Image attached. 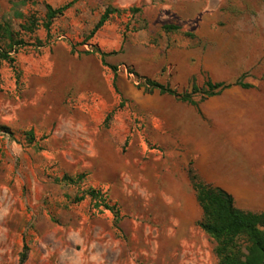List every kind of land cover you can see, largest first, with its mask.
<instances>
[{
	"label": "rangeland",
	"instance_id": "374dc122",
	"mask_svg": "<svg viewBox=\"0 0 264 264\" xmlns=\"http://www.w3.org/2000/svg\"><path fill=\"white\" fill-rule=\"evenodd\" d=\"M172 1L0 0V51L15 60L0 56V264H218L215 242L194 222L203 213L198 200L163 201L162 174L142 173L144 162L126 165L124 121L116 138L61 130L63 120L83 119L79 109L97 105L92 121L119 103L109 96L114 75L102 52L153 44L170 32L162 24L197 29L200 15L181 19ZM159 2L157 13L151 8ZM70 3L49 21L48 7ZM109 7L139 11L127 8L92 34ZM121 72L134 77L128 66ZM92 189L113 210L89 195L78 201ZM253 190L235 205L264 208V185Z\"/></svg>",
	"mask_w": 264,
	"mask_h": 264
},
{
	"label": "crops",
	"instance_id": "0c3cea01",
	"mask_svg": "<svg viewBox=\"0 0 264 264\" xmlns=\"http://www.w3.org/2000/svg\"><path fill=\"white\" fill-rule=\"evenodd\" d=\"M158 4L151 8L157 13L164 8ZM172 6L181 19L200 15L197 29L162 24L178 29L153 44L127 43L121 51L102 52L109 57L105 62L117 68L114 72L104 66L100 54L102 65L114 75L109 96H119V103L92 121L91 114L101 110L97 105L79 109L83 119H65L61 130L83 138L108 132L116 138L124 121V161L134 169L144 162L142 173L162 174L163 201L178 203L188 195L197 200L192 168L202 183L222 188L239 203L240 195L255 194L253 187L264 185V0H173ZM123 66L134 77L122 73ZM145 78L180 93L192 92L194 84L204 88L208 80L230 86L204 99L195 95L194 105L147 88ZM240 79L248 87L237 84ZM202 215L194 219L196 225Z\"/></svg>",
	"mask_w": 264,
	"mask_h": 264
},
{
	"label": "trees",
	"instance_id": "16d2710c",
	"mask_svg": "<svg viewBox=\"0 0 264 264\" xmlns=\"http://www.w3.org/2000/svg\"><path fill=\"white\" fill-rule=\"evenodd\" d=\"M71 6L72 3L57 10L48 7L49 21H51L56 15L65 12ZM127 10L139 11L138 8H130ZM127 10L111 7L107 8L96 24L92 34L102 28L112 16L120 15ZM47 27H49V22L47 23ZM164 29L170 31L178 28L165 26ZM8 33L12 38V34L10 32ZM0 54V56H3L11 64H15V60L10 56V53L3 54V52H1ZM107 55L108 54L102 55L103 65L116 72V67L105 62L104 58ZM143 84L149 89H159L163 93L175 95L179 99L194 105L197 104L193 99L195 95L198 94L201 96V99H204L205 97L213 96L230 86L222 83H212L208 80L205 83L204 88H199L194 84L192 92L180 93L171 89L169 86H165L158 81L149 78H145ZM237 84L242 85L243 87H248V85L242 84L241 79ZM27 136L30 140H35L33 131L28 132ZM189 175L196 192L197 200L203 212L202 218L198 221L197 226L215 242V253L218 258V264H264V212H252L239 209L235 205L234 198L231 194L220 187L202 183L192 168L189 170ZM77 178L81 183L83 182L85 175H79ZM63 180L73 181V179L68 176H64ZM88 195L92 199L97 200L100 207H104L107 210H113L112 207L106 203V198L103 197L100 190L97 191L92 189L78 198V201L83 200ZM21 256V263H23L26 259V254L22 253Z\"/></svg>",
	"mask_w": 264,
	"mask_h": 264
}]
</instances>
